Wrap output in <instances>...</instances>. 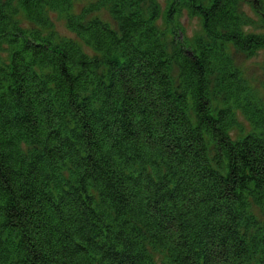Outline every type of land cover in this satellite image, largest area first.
Returning a JSON list of instances; mask_svg holds the SVG:
<instances>
[{
  "label": "trees",
  "instance_id": "1",
  "mask_svg": "<svg viewBox=\"0 0 264 264\" xmlns=\"http://www.w3.org/2000/svg\"><path fill=\"white\" fill-rule=\"evenodd\" d=\"M76 1L0 0V264H264V109L229 54L264 51V9L172 0L207 41L167 53L154 0L58 37Z\"/></svg>",
  "mask_w": 264,
  "mask_h": 264
},
{
  "label": "rangeland",
  "instance_id": "2",
  "mask_svg": "<svg viewBox=\"0 0 264 264\" xmlns=\"http://www.w3.org/2000/svg\"><path fill=\"white\" fill-rule=\"evenodd\" d=\"M97 0H77L73 7L74 13H80L85 7L95 3ZM158 3L157 10H159V26L161 28L169 29L165 31L163 43L167 44L169 49L172 48L173 42H176L185 46L194 45L195 40L204 39L207 41L205 32L203 30V24L200 18L190 16L185 10H180L179 5L172 3V0H154ZM173 4V5H172ZM243 6V7H242ZM243 12L255 19L259 20L258 13L264 9V0H246V3L241 5ZM104 21H111L109 15L103 12L99 15ZM53 31L56 35L62 39L72 38L73 35L68 31L65 19L53 16ZM21 22L25 27L32 28L31 25L26 24V19L22 18ZM176 30V38L171 34ZM246 31L255 32V29L248 27ZM48 32V31H46ZM50 32V31H49ZM178 38V39H177ZM184 39V40H183ZM195 46H193L194 49ZM186 47L185 49H187ZM191 53V48L187 49ZM229 54L237 69L240 70L243 78L245 79L248 87L252 91V99L255 103L264 109V51L258 52L254 56H245L238 53L233 47L229 48ZM7 59L8 55L5 52H0V59ZM175 70V69H174ZM241 129H235L233 133V139H239L240 136L245 135L250 131L251 126L241 116L239 117ZM257 214L258 220L264 221V213Z\"/></svg>",
  "mask_w": 264,
  "mask_h": 264
},
{
  "label": "bare ground",
  "instance_id": "3",
  "mask_svg": "<svg viewBox=\"0 0 264 264\" xmlns=\"http://www.w3.org/2000/svg\"><path fill=\"white\" fill-rule=\"evenodd\" d=\"M17 1H19V0H17ZM77 16L78 15V13H74V12H71L70 14H68V15H63V14H57V16L58 17H61V18H63V19H66L65 20V22H67V20L70 18V16ZM69 17V18H68ZM28 22V21H27ZM249 26H246V27H244V28H248ZM161 28V27H160ZM161 30H162V36L160 37V38H162V39H164V36L163 35H165V31H169V29H165V28H161ZM173 33H176V30L174 29V31H172L171 32V34L176 38V35H174ZM178 39V38H177ZM184 40V39H183ZM188 46H189V44H188ZM187 45H185V46H181V45H179L177 42H176V40L173 42V44H172V48H174V49H169V47L167 46V44H166V48H167V53H172L176 48H179V50H181V49H184V50H187L189 47H188ZM186 47H188L187 49H185ZM84 49H86V47H83ZM91 55V54H90ZM214 102H216L215 101V99H214ZM234 129L230 132V135H231V137H233V133H234Z\"/></svg>",
  "mask_w": 264,
  "mask_h": 264
}]
</instances>
